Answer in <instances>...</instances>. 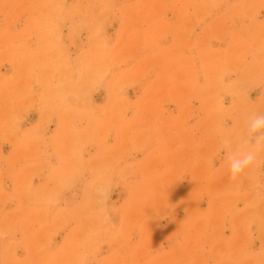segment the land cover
<instances>
[{
  "label": "rangeland",
  "instance_id": "1",
  "mask_svg": "<svg viewBox=\"0 0 264 264\" xmlns=\"http://www.w3.org/2000/svg\"><path fill=\"white\" fill-rule=\"evenodd\" d=\"M257 116L264 0H0V264H264Z\"/></svg>",
  "mask_w": 264,
  "mask_h": 264
},
{
  "label": "clouds",
  "instance_id": "2",
  "mask_svg": "<svg viewBox=\"0 0 264 264\" xmlns=\"http://www.w3.org/2000/svg\"><path fill=\"white\" fill-rule=\"evenodd\" d=\"M264 129V116H257L251 123V131L256 132ZM264 137H257L253 150L248 151H229L227 152L228 158V171L231 180H237L238 177L245 172L246 169L251 167L256 160V153L264 148ZM223 146L225 149L230 148V141L224 140Z\"/></svg>",
  "mask_w": 264,
  "mask_h": 264
}]
</instances>
